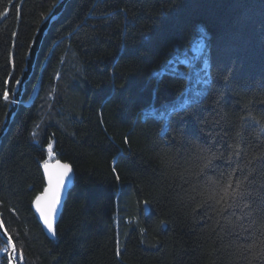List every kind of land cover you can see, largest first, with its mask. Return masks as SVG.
Instances as JSON below:
<instances>
[{
    "label": "trees",
    "instance_id": "1",
    "mask_svg": "<svg viewBox=\"0 0 264 264\" xmlns=\"http://www.w3.org/2000/svg\"><path fill=\"white\" fill-rule=\"evenodd\" d=\"M56 2L0 0V128ZM225 132L231 161L207 167ZM49 156L74 171L53 238L32 209ZM228 163L259 203L264 0H69L0 142V217L18 264H264L240 208L205 206Z\"/></svg>",
    "mask_w": 264,
    "mask_h": 264
},
{
    "label": "snow or ice",
    "instance_id": "2",
    "mask_svg": "<svg viewBox=\"0 0 264 264\" xmlns=\"http://www.w3.org/2000/svg\"><path fill=\"white\" fill-rule=\"evenodd\" d=\"M4 11L6 13L8 9L5 8ZM3 14L4 13H0V15ZM12 35L16 36L17 33L13 32ZM57 75H59V73ZM3 83L8 85L9 80L5 79ZM19 83L20 81L17 80L16 84ZM10 92H14V89L5 87L2 99L7 103H14V99L10 98ZM226 137L227 133L225 132L219 140V146H217L215 141L209 145V151L215 148L216 152L220 155L219 157L214 156L213 160L208 161L207 167H213V161H216L217 163L224 161L225 157L223 153L225 151L229 153L227 160L229 162L231 161L233 152L231 150V146L226 143ZM47 147L49 153H51L52 144L50 143ZM236 147L238 148L239 145H236ZM230 167L231 163H228L216 172L220 178L217 182L219 186L216 189L215 196L209 201H206L205 206L211 207L212 202L214 201L216 205H223V207L219 208V211L224 214H227V209L240 208L244 212L245 217L251 220L249 231L258 230L259 235L264 237V197L260 198L259 203H257L251 193L246 191V181L236 179L238 169H232L231 174L226 173L225 169ZM43 169L46 174V186L43 188L42 192L35 196L33 204L35 206L36 213L39 214V219L42 221L43 225L46 226L48 232L54 236L55 230L53 227V214L60 202L62 188L66 183V178L69 176L71 169L68 164H61L60 161H57L55 165H50L47 161H45ZM202 174L203 173H201V175ZM226 175H228L229 178L225 182ZM117 179H119V177H117ZM2 225L3 222H0V227H2ZM3 234L4 233H0V235ZM9 249L12 252V259H23V255L17 253L16 247L10 236L8 237L5 251H8ZM253 256L264 260V246H262L259 253H253ZM10 264H12L11 260Z\"/></svg>",
    "mask_w": 264,
    "mask_h": 264
},
{
    "label": "water",
    "instance_id": "3",
    "mask_svg": "<svg viewBox=\"0 0 264 264\" xmlns=\"http://www.w3.org/2000/svg\"><path fill=\"white\" fill-rule=\"evenodd\" d=\"M68 1L69 0H57V2L54 4L52 9L48 12V14L40 22V24H39V26H38V28H37V30H36L33 38H32L28 54L25 58L24 68L22 69L21 75L17 79L20 81V83L16 84V82H15L14 87H13L14 92H12L11 98L14 99V103L8 104V109H7V112L5 114L4 121H3L1 128H0V142H1L2 136L5 134V132L7 131L8 127H9V124H10L13 116L17 112L19 104L21 103L24 87H25L26 82L29 80L30 76L33 73V69L35 66V62H36V58H37L40 46L42 44V40H43L47 30L49 29L50 25L52 24V22H54L61 15V13L63 12ZM57 161H60V160L57 159V160L47 161V162L50 165H55ZM60 163L65 164L66 162L60 161ZM66 164H68V163H66ZM68 165L70 166L71 171L69 173V176L66 178V183H65V185L61 191L60 202L58 203L57 208L53 214L54 230L56 229V226H57V223L59 221L60 215L62 213L65 201L67 199L68 193H69L70 189L73 187V183H74V171H73L71 165L70 164H68ZM41 170H42V174L44 177V183L46 186V174L44 172L43 165H42ZM32 209L35 213L37 220L41 224L45 234L49 238H53L55 235L53 236L50 232H48L46 226L43 225L42 221L39 219V214L36 213V211H35V206H34L33 202H32ZM147 211H148V208L145 204V213H147ZM0 222H2L1 217H0ZM0 233H4L3 235H0V237L2 238L4 243L7 245L8 237L10 235L6 231L4 224L2 225V227H0ZM12 242H13V240H12ZM13 244H14V242H13ZM16 251H17V249H16ZM17 253H18V251H17ZM7 257H8V264H10V260L12 261V264H18V262H17L18 259H12V252L10 249L7 251Z\"/></svg>",
    "mask_w": 264,
    "mask_h": 264
},
{
    "label": "rangeland",
    "instance_id": "4",
    "mask_svg": "<svg viewBox=\"0 0 264 264\" xmlns=\"http://www.w3.org/2000/svg\"><path fill=\"white\" fill-rule=\"evenodd\" d=\"M202 55H205V52H204ZM170 59H171L172 61H175L173 57H171ZM171 68H173V65L162 64L161 67H160V69H161V70H164V71L167 70V69H171ZM176 68H177L179 71H181V72L184 71V68H182L181 66H177ZM198 68H200V67H198ZM51 158H52V157L49 156V158H48L49 160H48V161H51Z\"/></svg>",
    "mask_w": 264,
    "mask_h": 264
},
{
    "label": "bare ground",
    "instance_id": "5",
    "mask_svg": "<svg viewBox=\"0 0 264 264\" xmlns=\"http://www.w3.org/2000/svg\"><path fill=\"white\" fill-rule=\"evenodd\" d=\"M36 32V31H35ZM35 34V33H34ZM29 48H30V46H29ZM40 50V49H39ZM28 51H29V49H28ZM27 54H28V52H27ZM35 214V213H34ZM18 262V261H17Z\"/></svg>",
    "mask_w": 264,
    "mask_h": 264
}]
</instances>
